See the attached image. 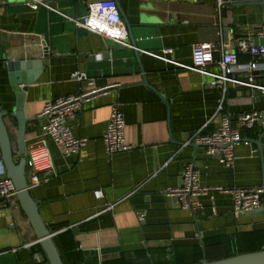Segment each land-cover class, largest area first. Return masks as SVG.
<instances>
[{
  "label": "crops",
  "instance_id": "0c3cea01",
  "mask_svg": "<svg viewBox=\"0 0 264 264\" xmlns=\"http://www.w3.org/2000/svg\"><path fill=\"white\" fill-rule=\"evenodd\" d=\"M27 1L0 0V41L27 54L38 43L49 49L46 66L25 95L26 115L38 118L27 124L26 143L44 136L39 114L45 103L79 90L74 71L86 72L99 86H110L86 100L70 121L74 135L88 139L80 153L65 155L44 136L57 174L30 188L45 223L60 227L55 237L60 234L57 240L65 264H102L144 248L155 250L152 257L166 263L176 250L202 245L201 239L264 230V211L237 217L228 193L205 194L196 213L165 195L166 188L181 184L182 171L191 160L205 186H263L264 143L261 153L256 142L264 131V91L229 82L224 108L216 114L222 93L208 86V76L154 55L171 47L172 58L190 66L193 44L219 40L220 49L234 48L240 61H249L251 55L240 52L238 42L261 29L264 0H223L220 7L218 0H119L140 48L141 63L132 48L67 18L84 16L93 0H56L49 2L51 8L35 9ZM222 10L233 36L229 31L226 37L216 33L215 13ZM263 40L256 36L257 42ZM247 77L246 72L239 74L241 79ZM256 82L264 85V71L257 74ZM20 89L10 84L0 65V109L12 110ZM115 101L121 103L125 139L133 148L110 155L102 136ZM250 110L259 111L261 118L243 131L250 143L235 146L232 168L218 156L207 155L204 146L187 143L199 130H215L223 113ZM7 124L16 147L18 123L8 118ZM172 136L184 144L171 142ZM97 189L103 190L102 197L95 196ZM142 211L146 215L141 222L137 213ZM34 241L35 232L19 202L0 200V264H50L39 243L22 247ZM36 253L41 254V262L36 261Z\"/></svg>",
  "mask_w": 264,
  "mask_h": 264
},
{
  "label": "built area",
  "instance_id": "2783aa9c",
  "mask_svg": "<svg viewBox=\"0 0 264 264\" xmlns=\"http://www.w3.org/2000/svg\"><path fill=\"white\" fill-rule=\"evenodd\" d=\"M218 6H223L224 1L218 0ZM27 4L31 8L46 6L51 8L44 0H29ZM264 11V6H263ZM77 26L89 32L99 34L123 47H132L129 41L127 26L118 9L116 0H93L87 4V12L80 18L69 17ZM256 36L264 39V20L261 29L256 34L243 36L238 47L240 52L249 53L251 60L242 62L239 59V51L227 52L220 49L217 42H197L192 46V65H186L172 58L173 48H163L161 52L154 53L162 60L179 67H190L196 72L208 76V86L221 91L222 97L216 111L218 114L224 108V101L228 92V83L241 84L258 88L264 91V85L256 82V76L264 71V40L257 42ZM220 53V57L216 54ZM217 65L218 70L211 69ZM246 72V80L239 78V74ZM72 77L80 84L76 93L50 98L44 105L39 116L44 120L42 130L44 136H49L59 150L65 155L80 153V150L88 142L85 137L75 136L70 121L82 108L89 98L108 91L110 86H99L89 78L86 72L76 70ZM116 85V84H114ZM22 86V85H21ZM215 114V115H216ZM261 114L257 110L246 111L237 115L225 112L221 115L218 127L208 133L201 130L195 132L187 143L194 142L204 146L209 156H218L219 161L227 167L235 165V146L244 141L243 131L252 128L260 120ZM125 114L121 103L115 101L111 105V113L106 130L102 136L108 154L128 151L133 148L125 139ZM31 140L26 143V176L30 188L41 184L57 174L48 142L45 137ZM213 190L228 193L232 196V210L235 216L241 217L260 208L263 204V187H232L205 186L200 181V170L195 160L189 161L183 171L181 184L168 187L165 195L180 208L196 213L203 207L202 197ZM96 197L103 196V190H95ZM0 200L18 201L17 190L13 180L8 177L6 167L0 153ZM139 221H144L146 213L138 212ZM60 231H56L58 233ZM37 241L25 243L24 248H30ZM13 248L12 251H17ZM37 262L42 261L40 253L35 254Z\"/></svg>",
  "mask_w": 264,
  "mask_h": 264
},
{
  "label": "water",
  "instance_id": "95a60500",
  "mask_svg": "<svg viewBox=\"0 0 264 264\" xmlns=\"http://www.w3.org/2000/svg\"><path fill=\"white\" fill-rule=\"evenodd\" d=\"M44 1L49 3L56 0ZM116 2L129 32V41L132 44L131 48L135 52L138 61L141 63L140 48L136 43L131 26L127 17L123 13L121 2L119 0H116ZM224 8L229 7L225 6ZM227 18L226 11L222 10L221 12L215 13L214 27L216 29V33H222L224 37L227 36L228 31L233 36V28L229 27L227 24ZM209 41L218 42L219 40ZM226 51L233 52L234 48L227 49ZM30 52L31 54L20 51L18 52L14 48H11L6 42L0 41L1 69L7 71L10 84L22 85L21 89L17 90L15 93V107L12 110L0 109V153L1 159L7 170V175L15 184L18 202L27 215L35 232L36 241L40 244L50 264H64L60 251L54 241L55 232L49 228L41 217L38 203L31 194L26 176L27 160L25 154L27 124L37 120L38 118L26 115L24 111L25 95L28 85L35 82L43 68L46 66V62L49 57V49L45 46L40 47V43H38L33 49H30ZM145 83L151 86L146 79ZM8 118L15 119L18 123L16 147L13 145L11 132L7 124ZM171 142L180 145L184 144L183 141L175 140L173 136L171 137ZM263 143L264 131L259 137V140L256 142L261 153L263 152ZM190 145L195 148L201 146L200 144H196L194 142H190ZM262 187L264 189V183ZM262 196L263 205L258 209L264 211V192L262 193ZM200 243L203 244V239L200 240ZM194 264H264V248L216 260H208L204 255L201 262Z\"/></svg>",
  "mask_w": 264,
  "mask_h": 264
},
{
  "label": "trees",
  "instance_id": "16d2710c",
  "mask_svg": "<svg viewBox=\"0 0 264 264\" xmlns=\"http://www.w3.org/2000/svg\"><path fill=\"white\" fill-rule=\"evenodd\" d=\"M60 227L52 226L51 230L57 231ZM68 233V232H66ZM60 235V234H59ZM54 236V241L60 251L65 264L64 257L58 245V236ZM260 243L258 246L255 244ZM264 230L238 232L236 235H220L204 240L202 245H193L190 247L176 250L173 256L166 263L156 261L152 254L155 250L144 248L136 250L133 254H122L120 257L102 261V264H194L201 262L205 257L208 260H216L229 257L235 254L257 251L264 248ZM160 251H165L162 249ZM205 253V254H204ZM78 260H82V254L79 252Z\"/></svg>",
  "mask_w": 264,
  "mask_h": 264
}]
</instances>
